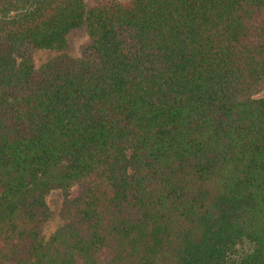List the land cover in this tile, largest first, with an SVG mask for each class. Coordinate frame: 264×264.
<instances>
[{"label":"trees","instance_id":"16d2710c","mask_svg":"<svg viewBox=\"0 0 264 264\" xmlns=\"http://www.w3.org/2000/svg\"><path fill=\"white\" fill-rule=\"evenodd\" d=\"M263 91L264 0H0V264H264Z\"/></svg>","mask_w":264,"mask_h":264},{"label":"rangeland","instance_id":"374dc122","mask_svg":"<svg viewBox=\"0 0 264 264\" xmlns=\"http://www.w3.org/2000/svg\"><path fill=\"white\" fill-rule=\"evenodd\" d=\"M86 2L89 0H85ZM86 40V32L84 28H76L71 30L66 37V46L60 51H48L42 50L37 52L34 57L35 66L38 68L43 65L48 60L55 58L57 56H67L69 58H77L79 56L80 45ZM259 96H264V91L259 94ZM76 193V190L71 192L72 195ZM62 201V193L60 191H52L48 193L45 197V204L49 212V220L43 231V236L47 239L53 232L56 225L59 223L57 217V210Z\"/></svg>","mask_w":264,"mask_h":264}]
</instances>
